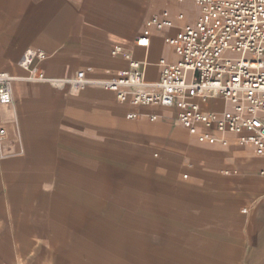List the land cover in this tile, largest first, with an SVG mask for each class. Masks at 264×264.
<instances>
[{
  "label": "crops",
  "instance_id": "0c3cea01",
  "mask_svg": "<svg viewBox=\"0 0 264 264\" xmlns=\"http://www.w3.org/2000/svg\"><path fill=\"white\" fill-rule=\"evenodd\" d=\"M153 16L162 29L147 25ZM201 17L196 0H0V72L20 78L13 101L0 102V248L100 264L105 253L94 243L104 232L155 231L166 236L160 245L184 246V264H264L263 150L230 132H191L177 107H137L132 94L121 102L99 85L27 80L18 64L37 49L46 56L35 75L105 80L127 67L112 53L123 45L155 82L161 59L179 60L168 39ZM203 107L234 111L222 98Z\"/></svg>",
  "mask_w": 264,
  "mask_h": 264
},
{
  "label": "built area",
  "instance_id": "2783aa9c",
  "mask_svg": "<svg viewBox=\"0 0 264 264\" xmlns=\"http://www.w3.org/2000/svg\"><path fill=\"white\" fill-rule=\"evenodd\" d=\"M202 17L179 38H169L179 60H160L158 81L148 82L143 62L123 45L113 47V55H121L127 67L105 80H90L85 72L69 79H46L35 75V60H43L45 52L28 49L18 64L29 71L27 80H48L55 86L70 83L77 89L99 85L113 91L124 102L129 94L137 107L160 106L178 108L177 120L196 132L198 126L217 132H230L241 144H253L264 151V0H196ZM148 26L163 28L153 16ZM139 42L148 43V37ZM230 52L232 56H225ZM234 54H239L235 56ZM20 79L7 71L0 72V102L13 101V83ZM222 98L234 106L227 110H205L203 105ZM136 117V113L130 115ZM152 119H156L155 116ZM6 134L0 128V162L2 141Z\"/></svg>",
  "mask_w": 264,
  "mask_h": 264
},
{
  "label": "rangeland",
  "instance_id": "374dc122",
  "mask_svg": "<svg viewBox=\"0 0 264 264\" xmlns=\"http://www.w3.org/2000/svg\"><path fill=\"white\" fill-rule=\"evenodd\" d=\"M230 52H226L225 56H232ZM239 56V54H234ZM232 113L233 109L229 108ZM122 236L116 238V232H104V238L100 242H95L98 248L105 254L104 260H100V264H147L143 263L148 258L155 257L160 264H184L179 261L177 256H184V246H162L160 243L166 236L164 232H140L130 231L124 232ZM153 241L154 246H148ZM177 242V241H176ZM3 247L0 248V264H57L56 261H48L38 251L30 254L22 253L20 247ZM93 255H97L95 246L92 247ZM173 254L174 258L169 255ZM101 255V258H103ZM62 264H70L66 258L62 259Z\"/></svg>",
  "mask_w": 264,
  "mask_h": 264
},
{
  "label": "bare ground",
  "instance_id": "6f19581e",
  "mask_svg": "<svg viewBox=\"0 0 264 264\" xmlns=\"http://www.w3.org/2000/svg\"><path fill=\"white\" fill-rule=\"evenodd\" d=\"M171 193V192H170ZM151 204V203H150ZM160 215V214H159ZM172 216V215H171ZM174 218V217H173ZM182 218V217H181ZM177 220H178V218H177ZM181 222V221H180ZM156 229H157V227H156Z\"/></svg>",
  "mask_w": 264,
  "mask_h": 264
}]
</instances>
